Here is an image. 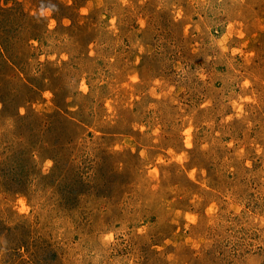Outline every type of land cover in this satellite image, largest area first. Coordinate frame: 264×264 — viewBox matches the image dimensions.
<instances>
[{"label": "rangeland", "instance_id": "obj_1", "mask_svg": "<svg viewBox=\"0 0 264 264\" xmlns=\"http://www.w3.org/2000/svg\"><path fill=\"white\" fill-rule=\"evenodd\" d=\"M0 86V264H264V0H0Z\"/></svg>", "mask_w": 264, "mask_h": 264}, {"label": "trees", "instance_id": "obj_2", "mask_svg": "<svg viewBox=\"0 0 264 264\" xmlns=\"http://www.w3.org/2000/svg\"><path fill=\"white\" fill-rule=\"evenodd\" d=\"M4 63L6 64V66L10 69V68H12V66L11 67H9L8 66V62H4L3 60H2V64L4 65ZM14 66V65H13ZM5 77V76H4ZM11 79H16V82H17V85L19 86V88L20 89H22V81H21V78H19L18 79V77L16 76V75H13V76H11ZM0 88H1V86H0ZM23 177L25 178V180L27 179V175H23ZM28 183V182H27Z\"/></svg>", "mask_w": 264, "mask_h": 264}, {"label": "clouds", "instance_id": "obj_3", "mask_svg": "<svg viewBox=\"0 0 264 264\" xmlns=\"http://www.w3.org/2000/svg\"><path fill=\"white\" fill-rule=\"evenodd\" d=\"M81 12L84 13L85 10L84 9H81ZM40 15L41 16H50L51 15V9H48V8L41 9ZM65 23H67V21H65ZM49 26L50 27L52 26V22H50V25ZM225 39H226V37H225Z\"/></svg>", "mask_w": 264, "mask_h": 264}]
</instances>
